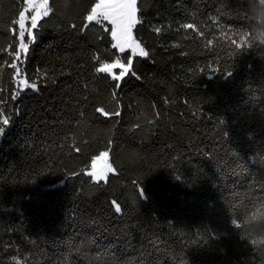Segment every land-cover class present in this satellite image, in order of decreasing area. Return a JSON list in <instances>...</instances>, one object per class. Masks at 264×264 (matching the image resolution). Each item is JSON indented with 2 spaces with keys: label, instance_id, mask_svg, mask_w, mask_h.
<instances>
[{
  "label": "trees",
  "instance_id": "obj_1",
  "mask_svg": "<svg viewBox=\"0 0 264 264\" xmlns=\"http://www.w3.org/2000/svg\"><path fill=\"white\" fill-rule=\"evenodd\" d=\"M96 2L49 0L15 61L25 0H0V264H264V4L138 0L150 55L114 89Z\"/></svg>",
  "mask_w": 264,
  "mask_h": 264
},
{
  "label": "snow or ice",
  "instance_id": "obj_2",
  "mask_svg": "<svg viewBox=\"0 0 264 264\" xmlns=\"http://www.w3.org/2000/svg\"><path fill=\"white\" fill-rule=\"evenodd\" d=\"M138 0H98L91 7L90 12L85 17L87 23L95 21L97 24L102 22H107L111 25L110 35L112 47L118 49L120 53H124L126 50L130 51V56L126 58V62H122L118 57L112 62L100 63L98 67L95 68V72L99 74H107V78H110L115 83L113 84L114 89H118L122 86L123 81L129 75L139 79L140 77L134 71L133 68V58L139 56L142 58H148L150 53L146 50V47L141 41L134 37V28L137 24L141 23L138 18ZM49 0H41L39 4H33V0H29V6L34 9V14L32 15V27L29 29L26 27V21L28 19L26 13L24 17V24L20 27L21 35L19 36L20 44L18 51L15 52V61L21 60V53L27 54L29 51V44L25 42V34L34 41L35 37L33 35V30L38 27V21L44 16L49 15ZM184 29H192L193 25L191 23L184 24L182 26ZM156 34H160L162 29L156 27L153 29ZM231 39V37H228ZM235 47L242 48V42L235 44ZM10 67L15 70V76L17 78L18 91L16 93L19 96L20 93L25 92L28 89L32 91H38L40 85L37 82L30 81L26 76L21 75V69L17 66V63L13 62ZM116 70H119L118 72ZM216 71V69H213ZM44 79H47V74H42ZM227 76H231V72L226 73ZM117 95L114 91L113 96ZM97 113L104 116H119L120 112L116 111H106L104 108L98 107L95 109ZM2 116V113H0ZM10 118L3 116L0 119V135L3 134L5 127L9 124ZM108 152L105 151V156H97L96 161L91 164V171L87 175L92 178L96 183L107 182L108 174L115 173L116 169L113 168L112 164L108 163ZM103 161L101 166H98V162ZM115 211L120 212L121 208L118 204L115 206ZM15 259V258H14ZM19 264V260L16 261Z\"/></svg>",
  "mask_w": 264,
  "mask_h": 264
},
{
  "label": "rangeland",
  "instance_id": "obj_3",
  "mask_svg": "<svg viewBox=\"0 0 264 264\" xmlns=\"http://www.w3.org/2000/svg\"><path fill=\"white\" fill-rule=\"evenodd\" d=\"M259 1H261L263 4H264V0H259ZM41 2V0H33V4H39ZM49 6V5H48ZM25 13H26V15H27V17H28V19H27V21H26V27H28L29 29H31V27H32V23H31V21H32V19H34V17L32 16L33 14H34V9L31 7V6H29V0H25V3H24V9H23V12L21 13V15H20V18H19V20L17 21V26H18V34H19V36L21 35V32H20V27H22L23 26V24H24V17H25ZM45 17H47V16H44V17H42L40 20H42L43 18H45ZM39 22V21H38ZM91 23H96L95 21H93V22H91ZM90 23V24H91ZM102 23H105V24H107V22H102ZM110 27H111V25L110 24H108ZM137 26V25H136ZM135 37V36H134ZM28 41H31V39L28 37V35H27V33L25 34V42L27 43ZM262 42L264 43V35H263V37H262ZM117 51H118V53H119V58L121 59V61H122V56L124 55V54H126V53H129L130 54V51H128V50H126L124 53H120L119 52V50L117 49ZM137 57H139V56H137ZM123 62V61H122ZM117 72L119 71V70H116ZM0 119H2V118H0ZM0 125H2V124H0ZM109 154V153H108ZM100 156H105V152L104 153H102V154H100ZM96 159H97V157L93 160V163L96 161ZM108 163H110L111 164V161H110V157H109V155H108ZM103 164V161H99L98 162V166H101ZM113 166V165H112ZM114 168V167H113ZM89 171H91V166H90V168H89V170L86 172V174L89 172ZM115 173H109L108 174V179H107V182H108V180H109V178L112 176V175H114ZM88 176V175H87ZM94 181V180H93ZM95 182V181H94ZM107 182H100V183H104V184H106ZM96 183V182H95Z\"/></svg>",
  "mask_w": 264,
  "mask_h": 264
}]
</instances>
